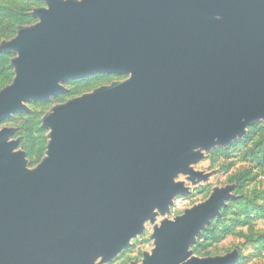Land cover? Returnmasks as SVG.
Masks as SVG:
<instances>
[{
    "label": "water",
    "instance_id": "obj_1",
    "mask_svg": "<svg viewBox=\"0 0 264 264\" xmlns=\"http://www.w3.org/2000/svg\"><path fill=\"white\" fill-rule=\"evenodd\" d=\"M41 1L38 22L0 45L16 55L0 123L65 82L129 77L47 113L33 169L14 129H0V264H108L190 192L180 176L210 178L194 169L205 152L264 121V0ZM232 191L155 225L141 264H236L238 250L191 251Z\"/></svg>",
    "mask_w": 264,
    "mask_h": 264
},
{
    "label": "rangeland",
    "instance_id": "obj_2",
    "mask_svg": "<svg viewBox=\"0 0 264 264\" xmlns=\"http://www.w3.org/2000/svg\"><path fill=\"white\" fill-rule=\"evenodd\" d=\"M46 7L41 0H0V45L16 37L20 26L38 22L32 13ZM16 55L0 53V91L15 78L12 59ZM128 75H96L65 82L67 92L45 102L26 103L28 111L13 114L0 123V129L12 128L11 140L18 141L17 151L25 152L28 168L37 167L47 156L50 131L43 127V118L57 105L90 93L113 82L123 81ZM196 171L210 174L207 181L193 184L187 176L177 181L190 188L187 195L175 199L170 212L159 215L155 224L147 222L143 235L132 240L131 248L123 250L108 264H141L146 253L155 248L152 238L155 225L167 218L174 220L209 199L216 189L233 187L235 199L221 209V215L202 231L192 246L193 256L209 258L225 256L238 250L236 264H264V121L248 127L243 138L229 146H218L194 166Z\"/></svg>",
    "mask_w": 264,
    "mask_h": 264
}]
</instances>
